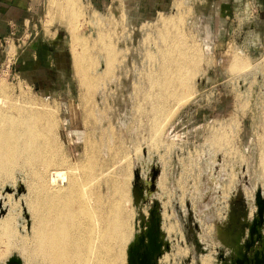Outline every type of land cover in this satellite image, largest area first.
Wrapping results in <instances>:
<instances>
[{
    "label": "rangeland",
    "instance_id": "1",
    "mask_svg": "<svg viewBox=\"0 0 264 264\" xmlns=\"http://www.w3.org/2000/svg\"><path fill=\"white\" fill-rule=\"evenodd\" d=\"M184 2L180 7L176 0H79L84 10L96 9L102 15L108 9L114 11L115 20L105 30L118 36L130 31L142 36L140 23L164 10L166 16L178 20L171 34L179 46L188 39L187 24L206 52L196 65L199 69L193 78L194 90L189 89L180 101H171L174 111L162 124L163 133L156 140L155 151L149 154L148 147L140 144V158L133 160L129 170L127 178L137 198L138 234L129 246L127 261L167 264V258L176 256L175 264H264V184L247 161L229 162L225 149L209 141L212 126L224 122L239 154L257 157L260 133L251 115L257 106L245 110L238 98L250 95L255 101L264 87V0ZM20 3L25 4L21 17L20 11L15 20L0 22V94L27 97L54 109L59 125L65 126L64 140L61 138L65 153L73 161L78 157L82 160L84 128L79 127L78 108L75 112L71 108L79 102L82 88L74 68L68 27L76 29L77 34L87 33L86 14L80 12L76 22L67 27L53 18L57 7L52 0ZM160 33L162 29L157 27L145 33L144 48L157 52L154 42H158ZM162 45L165 42L159 43L160 48ZM188 47L191 49L190 44ZM179 50L178 47L174 55ZM233 52L251 60L253 68L232 67ZM150 64L161 68L158 59L150 60ZM167 67L173 69L171 63ZM128 78L121 87L113 85L117 91L113 115L122 116L117 124L129 130L133 117L127 98L131 90ZM4 86L8 89L1 92ZM186 96L192 98L186 102ZM145 128L136 126L128 132L134 138ZM163 139L169 142L168 147L164 148ZM165 156L170 163H164ZM61 172L66 178L69 169ZM122 173L121 169V178ZM1 179L0 220L10 210H16L25 221L29 217L25 202L29 190L22 173L14 171ZM24 254L14 249L0 264H29Z\"/></svg>",
    "mask_w": 264,
    "mask_h": 264
},
{
    "label": "bare ground",
    "instance_id": "2",
    "mask_svg": "<svg viewBox=\"0 0 264 264\" xmlns=\"http://www.w3.org/2000/svg\"><path fill=\"white\" fill-rule=\"evenodd\" d=\"M176 1L182 7L184 0ZM51 4L57 7L53 18L67 27L76 22L82 11L89 27L83 34L68 27L73 41L74 68L82 88L79 102L71 108L73 111L78 108L75 111L81 117L79 127L84 128L81 139L84 156L82 160L78 157L80 161H73L72 156L65 153L62 138L65 126L63 124L62 128L61 122L59 125L54 109L27 97L0 94V180L2 175L10 176L18 171L29 190L25 201L29 217L21 221L19 213L10 210L0 220V261L19 249L25 253L29 264H128V249L138 234L137 198L127 178L129 170L133 160L140 158V144H145L152 154L157 138L163 133V122L174 111L171 101H180L189 89L194 90L193 78L199 69L196 65L206 52L187 24L188 39L179 46L177 38L171 34L178 20L166 16L164 10H159L152 20L140 23L142 36L131 31L118 36L105 30L115 20L111 9L102 15L96 9H81L79 0H52ZM156 27L162 29L158 42L165 45L160 48L155 41L157 52H154L149 47L144 48L142 42L146 41L145 33ZM177 46L180 50L174 55ZM162 57L165 59H160ZM152 59H158L161 68L152 66ZM230 59L234 68L254 66L238 53L233 52ZM170 63L171 71L167 67ZM124 78L131 81L127 98L133 121L129 126L131 129L147 127L134 138L129 135L131 129L118 126L122 116L113 115L117 95L113 85L121 87ZM7 89L4 86L1 92ZM191 98L186 96L184 101ZM238 99L244 109L252 110L251 107L257 106L251 114L260 133L257 157L251 159L239 154L224 122L212 126L214 131L209 141L225 149L229 162L247 161L264 184V87L255 101L250 95L242 98L239 95ZM165 140L164 148L169 146ZM164 163H170L167 156ZM67 168L69 173L65 178L61 170ZM166 262L175 264L177 258L169 257Z\"/></svg>",
    "mask_w": 264,
    "mask_h": 264
},
{
    "label": "crops",
    "instance_id": "3",
    "mask_svg": "<svg viewBox=\"0 0 264 264\" xmlns=\"http://www.w3.org/2000/svg\"><path fill=\"white\" fill-rule=\"evenodd\" d=\"M20 1L21 0H0V22L6 23L10 21L9 19L15 20L14 16L20 11L18 16H22V13L25 12V4L20 3Z\"/></svg>",
    "mask_w": 264,
    "mask_h": 264
}]
</instances>
